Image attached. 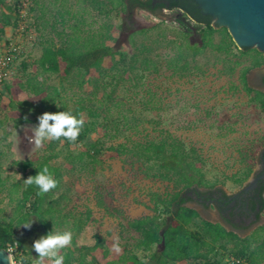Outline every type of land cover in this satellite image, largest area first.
<instances>
[{
    "label": "trees",
    "instance_id": "trees-1",
    "mask_svg": "<svg viewBox=\"0 0 264 264\" xmlns=\"http://www.w3.org/2000/svg\"><path fill=\"white\" fill-rule=\"evenodd\" d=\"M23 1L12 0L7 3L6 0H0V41L6 28L18 27ZM77 1L104 20L98 30L84 28L83 12L74 11L71 0H29L27 10L34 15L32 26L39 38L40 53L31 63H20V75L17 78L0 83V94L8 100L6 105L0 102L3 111L0 130L3 132L7 123L18 129L31 121L38 122L37 118L45 112L70 111L85 121L75 144L63 141V146L72 150H69L71 152L63 164L51 163L57 158L55 141H51L43 145V154L13 162L24 179L6 185L0 171V195H4L13 210L9 220L0 221V249L7 251L14 247L17 254L12 255L13 262L19 260L20 264H35L37 253L34 254L32 246L27 247L18 235L19 230L24 228L21 225L30 220L33 221L31 227L24 229L40 237L53 228L63 231L66 227L74 234L81 233L91 220L92 211L86 208L76 212L72 208L64 210L60 206L55 193L60 189L64 175H75L69 184L75 193L80 194L81 175H94L103 170L107 162L120 158L127 164H140L145 167L143 173L146 176L167 183L164 191L147 194L150 214L126 218L127 228L138 235L134 249H130L125 242L98 235L94 236L92 245H78L73 236L71 246L62 253L64 264H222L224 258L229 259L230 264H264V223L250 235L241 236L218 222L200 219L198 211L187 206L188 203H196L206 207L208 199L202 197L213 190L221 192L222 197L226 198L222 189L207 181L204 174L205 159L196 147L186 145L164 131L152 139L107 143L118 133L119 123L125 125L124 115L120 113V119L114 118L108 107L98 112L97 108L88 104V96H65L60 85L49 83L50 76L54 75L62 81L73 71H79L82 80L92 77L104 60L114 62L118 55L120 60L115 63L116 67L121 64L118 70L134 66L137 63L136 55L128 64L126 57L120 55L116 47L117 40L112 36L114 32L134 30V10L152 16L162 15L166 10L180 26L181 44L175 56L166 63V68L173 75H185L190 61H194L206 49L228 55L230 48L234 47L241 56L250 57V65L239 74L240 85L248 98L264 112V90L252 88L247 81L253 68L264 66L262 53L256 48L238 49L227 29L213 26L210 17L201 15L192 0H167L168 4L158 0ZM51 3L58 7L53 13L48 12V4ZM48 13L52 22L45 18ZM112 15L121 19L118 26L112 23ZM215 34L220 36L218 43H214ZM193 37L197 41H192ZM108 41L113 42V45H108ZM142 65L144 70L152 68L157 72L156 66L148 58L142 59ZM238 65V62L235 63L230 73ZM21 93L27 95L23 100L19 98ZM91 94L94 96L95 92ZM67 98L73 103L72 108ZM108 99L109 93L104 92L99 100L100 105ZM57 104L61 107L58 108ZM91 135H95L96 139L88 142ZM237 155L243 167L242 173L241 177H232L231 181L242 184L252 174L256 164L264 162V134L249 146L237 149ZM1 158L0 152V163ZM44 166L49 168L59 184L49 193L37 195L38 188L26 185L24 180L35 176ZM258 184L253 195L257 205H249L256 213L257 222L264 212V181ZM94 193L95 205L110 214L100 190L95 188ZM196 219H200V223L192 228Z\"/></svg>",
    "mask_w": 264,
    "mask_h": 264
},
{
    "label": "rangeland",
    "instance_id": "rangeland-1",
    "mask_svg": "<svg viewBox=\"0 0 264 264\" xmlns=\"http://www.w3.org/2000/svg\"><path fill=\"white\" fill-rule=\"evenodd\" d=\"M6 2L11 3L12 0ZM71 3L74 11L83 12L84 28L98 30L104 20L97 17L81 1L71 0ZM56 8L58 7L55 4H48V12L53 13ZM50 13L45 18L52 22ZM24 15L18 18L17 28L5 29L0 41V51L9 42L20 46L21 53L13 61L11 80L20 75L22 61L31 63L40 53L39 38L32 26L34 15L29 14L27 8ZM110 19L115 26L121 22L115 15ZM19 26L22 27L21 31H17ZM133 26L134 30L131 32H114L112 36L117 40L116 47L120 55L126 57L128 64L136 55L137 63L134 66L118 70L121 67V64L118 67L115 65L120 60L118 55L114 62L110 59L104 60L92 77L82 80L81 73L73 71L62 81L54 75L50 76L49 83L60 85L65 96H88V104L97 108L98 112L108 107L114 118L120 119V113L124 115L125 125L119 123L118 133L107 143L152 139L158 137L160 131L169 132L186 145H192L199 150L205 159L204 174L210 184L228 195L239 192L253 176L250 175L242 184L231 181L232 177H241L243 168L237 149L249 146L264 134V112L248 98L239 81L241 70L250 65L251 58L241 56L234 47L230 48L228 55L206 49L194 61H190L185 75H173L166 68V63L175 56L181 44L180 26L167 11H163L162 15L152 16L139 10L133 12ZM219 40L220 36L215 34L214 43ZM192 41H197L196 37ZM107 44L113 45V42L108 41ZM143 58L153 62L157 72L152 68L144 70ZM237 62L239 65L230 73V68ZM261 73H264V66L249 73L250 86L259 87ZM92 92H95L94 96ZM104 92L109 93L110 99L104 100L100 105L99 100ZM26 97L25 93L19 94L21 100ZM67 99L72 108L73 103L70 98ZM0 102L6 105L7 97L0 94ZM2 118L3 111L0 109V120ZM37 124V121H31L14 129L11 123H7L4 132L0 130V171L6 185L24 179L13 162L45 152L43 147L36 148L28 140L32 135L31 128ZM95 139V135H91L88 142ZM69 150L71 148L63 146V142L55 141L57 158L51 163L63 164L67 154L72 151ZM144 168L138 163L127 164L120 158L109 161L96 174L80 176V194L75 193L69 184L75 175H64L62 185L55 193L60 206L64 210L72 208L76 212L86 208L92 211L91 220L83 231L72 233L76 244L92 245L94 236L98 235L125 242L130 249H134L138 235L127 228L126 218L150 214L147 194L151 191L162 192L167 185L164 181L146 176L143 173ZM95 188L102 193L103 201L112 214L95 205ZM0 200V221H7L12 216V206L2 194ZM187 206L196 209L200 219L226 225L212 208L203 210L193 203H188ZM200 219L194 220L192 228L199 225ZM263 223L264 212L258 222L245 233L239 234L248 236ZM226 227L229 229V226ZM64 230L68 229L64 227ZM18 235L27 247H31L40 238L35 232L24 228L19 230ZM222 264H230V260L224 258Z\"/></svg>",
    "mask_w": 264,
    "mask_h": 264
},
{
    "label": "clouds",
    "instance_id": "clouds-1",
    "mask_svg": "<svg viewBox=\"0 0 264 264\" xmlns=\"http://www.w3.org/2000/svg\"><path fill=\"white\" fill-rule=\"evenodd\" d=\"M58 108L60 104L56 105ZM38 124L31 128L32 135L29 142L36 148H41L45 142L68 141L75 144L84 126L83 117H77L70 111L45 112L38 118ZM26 185H35L38 188L37 195H44L58 187L59 181L54 178L47 166L38 171L35 176H29L24 180ZM32 220L21 226L30 228ZM73 234L69 230H56L36 239L32 249L37 253L35 264H64L63 250L72 244ZM11 249H9V252Z\"/></svg>",
    "mask_w": 264,
    "mask_h": 264
},
{
    "label": "water",
    "instance_id": "water-1",
    "mask_svg": "<svg viewBox=\"0 0 264 264\" xmlns=\"http://www.w3.org/2000/svg\"><path fill=\"white\" fill-rule=\"evenodd\" d=\"M192 1L201 15L210 17L213 26L227 29L238 49L256 48L264 56V0ZM263 178L264 172L253 178L242 190L246 192L253 189ZM0 264H12L9 253L4 249H0Z\"/></svg>",
    "mask_w": 264,
    "mask_h": 264
},
{
    "label": "flooded vegetation",
    "instance_id": "flooded-vegetation-1",
    "mask_svg": "<svg viewBox=\"0 0 264 264\" xmlns=\"http://www.w3.org/2000/svg\"><path fill=\"white\" fill-rule=\"evenodd\" d=\"M157 2H164L168 4L167 0H158ZM261 67L262 66L253 68L250 71V73L253 70L259 69ZM263 77H264V73H261L259 75V87L258 88H254L252 86L251 87L254 89L264 90ZM247 81L249 84V74H248ZM262 172H264V162L260 161L254 167L251 175L253 176V178H256L260 174H262ZM260 181H264V178L259 180L253 189L246 191V192L243 190H240L237 193L228 195L225 191L222 190L224 194L226 195L225 199L222 197L221 192H217L216 190H213V192L207 193L203 195L202 197V198L208 199V201H206L205 203L206 207L202 206L201 204H196V203H193V204L201 207L203 210H208L210 208L214 209L215 213L223 220L224 224L229 226V230H233L239 234V232L249 229L253 224L257 222L255 221L256 213L250 208L249 205L250 203L251 205H257L256 199L254 198L253 195H254V192L258 189V186H259L258 183ZM202 198H199L198 200H201ZM218 223L223 225L221 222H218ZM226 225H223V226L226 229H228Z\"/></svg>",
    "mask_w": 264,
    "mask_h": 264
},
{
    "label": "built area",
    "instance_id": "built-area-1",
    "mask_svg": "<svg viewBox=\"0 0 264 264\" xmlns=\"http://www.w3.org/2000/svg\"><path fill=\"white\" fill-rule=\"evenodd\" d=\"M28 4H29V0H24L22 2L23 8L20 10V17L25 16L24 10L27 8ZM21 30L22 27L19 26L17 31H21ZM3 47L4 48L0 51V83L11 80L13 61L21 53L20 46L17 43L9 42L8 44H4ZM9 249H11L10 252ZM9 249L7 250V252L9 253L12 260V255H16L17 252L14 247H10ZM12 264H20V262L18 260L15 263L12 260Z\"/></svg>",
    "mask_w": 264,
    "mask_h": 264
}]
</instances>
